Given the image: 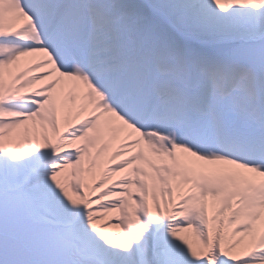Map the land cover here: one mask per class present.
Wrapping results in <instances>:
<instances>
[{"label": "snow or ice", "instance_id": "1", "mask_svg": "<svg viewBox=\"0 0 264 264\" xmlns=\"http://www.w3.org/2000/svg\"><path fill=\"white\" fill-rule=\"evenodd\" d=\"M0 264H264V0H0Z\"/></svg>", "mask_w": 264, "mask_h": 264}]
</instances>
